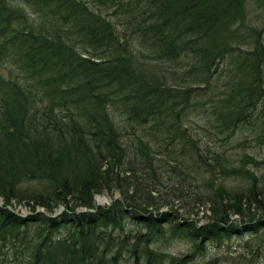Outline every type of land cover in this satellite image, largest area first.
I'll list each match as a JSON object with an SVG mask.
<instances>
[{"label": "trees", "instance_id": "obj_1", "mask_svg": "<svg viewBox=\"0 0 264 264\" xmlns=\"http://www.w3.org/2000/svg\"><path fill=\"white\" fill-rule=\"evenodd\" d=\"M263 33L264 0H0V264L264 258L219 252L264 240V158L226 150L264 142Z\"/></svg>", "mask_w": 264, "mask_h": 264}, {"label": "rangeland", "instance_id": "obj_2", "mask_svg": "<svg viewBox=\"0 0 264 264\" xmlns=\"http://www.w3.org/2000/svg\"><path fill=\"white\" fill-rule=\"evenodd\" d=\"M119 28L122 29L121 33H119V34L122 36L121 38L123 39L124 38V36H123L124 28L122 25H120ZM262 38L264 41V33L262 34ZM0 75H2L3 77L6 76V72L2 68H0ZM222 79H224V78H222ZM205 117L206 116L204 114H200V112L190 113L187 117V120L185 121L186 129L191 135L197 134L196 136L202 137L201 138L202 143L203 142H210L211 145H213L212 139L207 135L206 131H204L205 128L203 127V125L205 122ZM247 135H248V133L245 134V130H241V129L236 130L235 136L228 139V141H227L228 145L226 146V150L228 151V153L232 154V157L234 159L242 156L243 152H247L249 154H252L257 158H264V144H263L264 142L262 143L259 141H253L252 144H247V146L245 148L238 146L239 142H241L243 140V138ZM255 175L261 179L262 175H264V168H260V169L255 170ZM228 181H229V182H227L228 184H233L232 183L233 181H231V180H228ZM234 182L242 183L240 180H237ZM104 193L108 194V196L111 199L113 197H117V196L119 197L120 196V193L116 190H113L111 194L109 192L103 191L101 194H96V195H98L99 199L101 198V199H103V201L99 202V200L97 199V196L95 195L96 196L95 203H100L101 205H107L108 204V199ZM0 204H1V201H0ZM173 204H175L176 208H178L181 213H185L182 208H179V205L181 204L180 202H178L176 200ZM12 205H13V208H12L13 211L20 214V215L26 216V215H29L31 213L30 207L25 205V202H21V203L16 204L15 202L12 201ZM61 207L63 208V206H59L55 210V213L58 214L61 211H63L64 208L62 210H60ZM208 207H209V205L201 207V209L198 213V216L195 217L196 220H198L199 224L203 225L206 223V219L203 216H204V213H209V210H207ZM163 209H166V207H164ZM44 211L45 210L43 209V212ZM55 213H54V215H55ZM183 216H185V215H183ZM231 218L232 219L238 218V215H232ZM242 228H240V229L243 230ZM250 239H251V237L249 234L233 235L229 239L224 238L222 242H225L226 249L219 251L221 253V262L226 261V260H224L227 256L226 254L232 255L235 258H237L239 256V254H241L242 258L246 257L249 261H252L253 257H251V252H252L251 249L256 248L257 245L259 246V248L262 247L264 240L262 238H260L258 240H252L253 247H251V248L248 247L246 249L243 248L245 241H248ZM174 245H175V243H173V246ZM210 246L211 245H209V248H210ZM214 250L217 254L218 253L217 249L213 248V252H214ZM207 258H208V260H210L211 256L208 255ZM212 258H213V256H212ZM227 261L229 262V258H227ZM243 261L245 262V260H243ZM248 263L249 262H247V264ZM192 264H194V263H192ZM201 264H202V260H201ZM222 264H224V263H222ZM249 264H253V263L250 262ZM254 264H264V258H257L255 260Z\"/></svg>", "mask_w": 264, "mask_h": 264}, {"label": "water", "instance_id": "obj_3", "mask_svg": "<svg viewBox=\"0 0 264 264\" xmlns=\"http://www.w3.org/2000/svg\"><path fill=\"white\" fill-rule=\"evenodd\" d=\"M105 194V196L107 197V199H108V204H111V202L113 201L109 196H108V194H106V193H104ZM97 196V199L99 200V202H101V201H103V199H99V197H98V195H96ZM96 196H95V199H96ZM115 198H119L118 196L117 197H115ZM96 205L97 206H100L101 204L100 203H96ZM63 208L61 207L60 208V210H62ZM43 212V208H37V211L36 212ZM55 215H57V213H55Z\"/></svg>", "mask_w": 264, "mask_h": 264}]
</instances>
